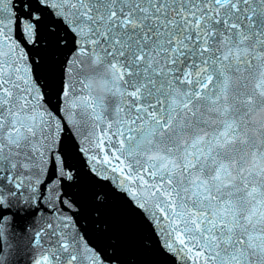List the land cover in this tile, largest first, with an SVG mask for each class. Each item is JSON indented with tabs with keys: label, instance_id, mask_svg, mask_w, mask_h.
I'll list each match as a JSON object with an SVG mask.
<instances>
[{
	"label": "snow or ice",
	"instance_id": "obj_1",
	"mask_svg": "<svg viewBox=\"0 0 264 264\" xmlns=\"http://www.w3.org/2000/svg\"><path fill=\"white\" fill-rule=\"evenodd\" d=\"M0 264H264V0H0Z\"/></svg>",
	"mask_w": 264,
	"mask_h": 264
},
{
	"label": "water",
	"instance_id": "obj_2",
	"mask_svg": "<svg viewBox=\"0 0 264 264\" xmlns=\"http://www.w3.org/2000/svg\"><path fill=\"white\" fill-rule=\"evenodd\" d=\"M112 219L117 223L119 234L124 240L126 247L135 252L139 260L145 259V257L139 253L138 246L135 243L140 233V225L134 218L126 214L120 208L119 204L113 206Z\"/></svg>",
	"mask_w": 264,
	"mask_h": 264
}]
</instances>
